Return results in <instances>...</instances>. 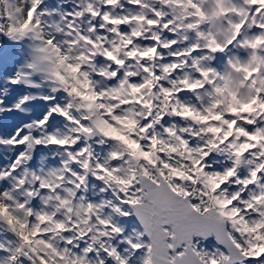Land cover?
I'll return each mask as SVG.
<instances>
[{"label":"snow or ice","instance_id":"obj_1","mask_svg":"<svg viewBox=\"0 0 264 264\" xmlns=\"http://www.w3.org/2000/svg\"><path fill=\"white\" fill-rule=\"evenodd\" d=\"M0 264H264V0H0Z\"/></svg>","mask_w":264,"mask_h":264}]
</instances>
